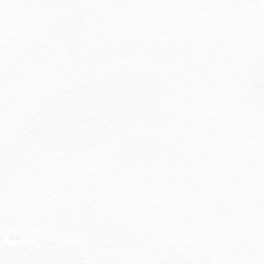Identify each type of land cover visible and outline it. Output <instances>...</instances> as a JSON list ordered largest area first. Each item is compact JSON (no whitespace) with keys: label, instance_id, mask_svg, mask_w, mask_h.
<instances>
[{"label":"snow or ice","instance_id":"1","mask_svg":"<svg viewBox=\"0 0 264 264\" xmlns=\"http://www.w3.org/2000/svg\"><path fill=\"white\" fill-rule=\"evenodd\" d=\"M0 264H264V0H0Z\"/></svg>","mask_w":264,"mask_h":264}]
</instances>
